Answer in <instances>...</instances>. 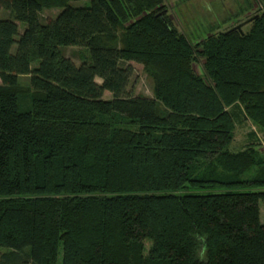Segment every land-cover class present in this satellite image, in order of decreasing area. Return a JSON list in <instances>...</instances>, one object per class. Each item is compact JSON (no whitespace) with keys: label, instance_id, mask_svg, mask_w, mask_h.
I'll list each match as a JSON object with an SVG mask.
<instances>
[{"label":"trees","instance_id":"obj_1","mask_svg":"<svg viewBox=\"0 0 264 264\" xmlns=\"http://www.w3.org/2000/svg\"><path fill=\"white\" fill-rule=\"evenodd\" d=\"M71 1L0 0V264H264V152L228 148L232 108L264 144V0L196 42L163 0Z\"/></svg>","mask_w":264,"mask_h":264},{"label":"rangeland","instance_id":"obj_2","mask_svg":"<svg viewBox=\"0 0 264 264\" xmlns=\"http://www.w3.org/2000/svg\"><path fill=\"white\" fill-rule=\"evenodd\" d=\"M262 0H163L166 12L173 25L191 42L201 40L210 31L209 27L213 26L215 32L223 31L228 28L240 26L242 32H246L250 28L252 15L261 7ZM212 3H215L214 5ZM89 4V0H74L70 2L73 6H83ZM61 11V8H45L39 12L40 21L47 23L54 19ZM241 11L242 14H241ZM8 13L0 8V17L5 18ZM25 28V24L18 22L19 33ZM13 46L12 51H14ZM61 53L71 59L76 65H80L87 59V52L84 47L68 45L59 47ZM132 67V76L129 81V94L135 96L153 97V82L151 78L144 72L142 65L129 62ZM194 69L197 73H202V61L197 59L194 63ZM19 81L27 84L28 76H20ZM98 83L101 82L96 78ZM1 83V81H0ZM104 99L111 98V94L107 91L103 94ZM27 106V107H26ZM28 103L25 102L19 106L20 111H26ZM233 118L235 119V131L232 143L229 145L230 151H238L247 144L253 143L258 149L264 152V144L262 143V132L251 124L250 121L243 120L237 123V109L232 108ZM252 133L253 136H250ZM260 221L264 223V204L259 202Z\"/></svg>","mask_w":264,"mask_h":264},{"label":"water","instance_id":"obj_3","mask_svg":"<svg viewBox=\"0 0 264 264\" xmlns=\"http://www.w3.org/2000/svg\"><path fill=\"white\" fill-rule=\"evenodd\" d=\"M159 15H162V12H160ZM236 28L240 30V26H236Z\"/></svg>","mask_w":264,"mask_h":264}]
</instances>
